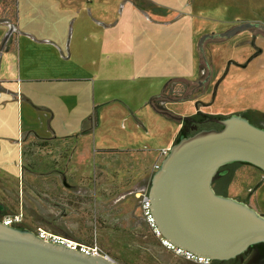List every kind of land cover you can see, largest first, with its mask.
<instances>
[{
  "label": "crops",
  "instance_id": "obj_1",
  "mask_svg": "<svg viewBox=\"0 0 264 264\" xmlns=\"http://www.w3.org/2000/svg\"><path fill=\"white\" fill-rule=\"evenodd\" d=\"M203 7L199 0H0V171H25L28 147L54 148L68 190H109L116 203L126 189L131 204L149 188L161 150L176 143L188 107L212 115L222 86L238 94L241 109L218 115L254 116L264 128V0H227L223 12ZM242 23L252 27L214 41ZM205 36L228 54L213 99L170 96L158 102L167 115L158 112L154 97L200 75Z\"/></svg>",
  "mask_w": 264,
  "mask_h": 264
},
{
  "label": "water",
  "instance_id": "obj_2",
  "mask_svg": "<svg viewBox=\"0 0 264 264\" xmlns=\"http://www.w3.org/2000/svg\"><path fill=\"white\" fill-rule=\"evenodd\" d=\"M251 27L242 23L221 37L230 39ZM213 121L221 128L202 129L170 148L148 193L162 237L198 256L227 261L264 243V215L218 194L214 179L221 167L235 162L264 172V128L241 114ZM0 264L117 263L54 244L30 229L6 226L0 220Z\"/></svg>",
  "mask_w": 264,
  "mask_h": 264
},
{
  "label": "rangeland",
  "instance_id": "obj_3",
  "mask_svg": "<svg viewBox=\"0 0 264 264\" xmlns=\"http://www.w3.org/2000/svg\"><path fill=\"white\" fill-rule=\"evenodd\" d=\"M226 1L199 0L204 4L203 8H206V4L212 7L209 12L227 10L223 8ZM7 12L14 14V8ZM224 40L219 35L214 37L216 42ZM211 43L210 38L206 37L198 44V78L173 85L172 93H168V96L198 99L209 94L210 100L213 99L225 71L222 65L228 54L224 56L222 50L214 51ZM228 88V84L224 88L222 86L214 104L208 107L212 115L241 109L238 94H233L234 90ZM187 110V115L195 113V104H191ZM252 121L261 127V120L253 116ZM54 150L51 153L47 148L39 150L28 147L25 171L18 174L0 171V204L7 211L6 216L22 213V228L35 230L41 227L88 245L97 243L117 264H196L177 258L159 246L158 237L143 217L140 201L127 203L129 190L121 189L116 203L110 202L109 190L97 191L96 195L87 187L68 190L64 183L66 173L54 167ZM235 163L225 179L213 184L214 189L264 215V172L249 164Z\"/></svg>",
  "mask_w": 264,
  "mask_h": 264
},
{
  "label": "built area",
  "instance_id": "obj_4",
  "mask_svg": "<svg viewBox=\"0 0 264 264\" xmlns=\"http://www.w3.org/2000/svg\"><path fill=\"white\" fill-rule=\"evenodd\" d=\"M170 151V148H166L161 150L160 156L161 161L155 165V171L160 168V165L164 158L168 155ZM139 201L141 203L142 213L143 217L147 223V225L154 231V233L160 238L162 246L169 252L173 253L174 255L178 257H182L186 260L192 261L196 264H211L212 260L207 257L198 256L191 251H187L181 247L176 246L174 243L170 242L166 238L162 237L157 226L155 223V217L151 211V200L149 197L148 190L140 193L139 195ZM23 214L17 213L14 215L5 216L2 219V222L6 226L11 227H19L22 228V222H23ZM38 235L41 239H44L46 241L52 242L54 244L63 245L66 247H69L73 250H78L86 255H101L107 258L108 260H112L115 262L114 259H112L111 256H109L107 253H105L100 246L97 243H93L91 245L84 244L81 242H78L73 239H69L66 237H63L61 235L55 234L51 231H47L41 227L32 230Z\"/></svg>",
  "mask_w": 264,
  "mask_h": 264
},
{
  "label": "trees",
  "instance_id": "obj_5",
  "mask_svg": "<svg viewBox=\"0 0 264 264\" xmlns=\"http://www.w3.org/2000/svg\"><path fill=\"white\" fill-rule=\"evenodd\" d=\"M169 86V84H168ZM167 90V89H166ZM170 96H168L167 94H162L161 96L159 97H154L152 100H151V104L152 106H154V108L160 112V113H163L164 115H167L166 111H164V109L162 107H160L158 105V102L162 101V100H166L167 98H169ZM181 101H187V100H191V97H184V98H179ZM226 116H221V115H211V114H206V113H203L201 111H197L196 113L192 114V115H189V116H186L183 121H182V129H181V132H180V135L177 139L176 142H179L180 139L182 137H188V136H191L195 133H197L198 131L202 130V129H210V128H218L220 129L221 127L220 126H216V124H214V121L213 119L214 118H219V119H223L225 118ZM215 125V127H213ZM250 165V164H249ZM255 167V166H254ZM257 168V167H256ZM259 169V168H258ZM7 211L4 209V210H1L0 209V220L2 221V219L7 215ZM155 234V233H154ZM156 235V234H155ZM157 236V235H156ZM158 237V236H157ZM158 241H159V246L164 249L165 251H167L161 244V241H160V238L158 237ZM264 255V243H261V244H258V245H255L253 247H251L247 252H245L244 254H248L251 250L253 249H256ZM169 252V251H167ZM171 253V252H169ZM173 254V253H172ZM242 254V255H244ZM174 255V254H173ZM241 255V256H242ZM176 256V255H174ZM178 257V256H176ZM182 258V257H180ZM184 259V258H183Z\"/></svg>",
  "mask_w": 264,
  "mask_h": 264
},
{
  "label": "flooded vegetation",
  "instance_id": "obj_6",
  "mask_svg": "<svg viewBox=\"0 0 264 264\" xmlns=\"http://www.w3.org/2000/svg\"><path fill=\"white\" fill-rule=\"evenodd\" d=\"M241 115L248 118L250 120V122H252V119H250L248 116L243 115V114H241ZM214 124H216V126L218 125L215 122H214ZM218 126H220V125H218ZM213 127H215V125ZM235 164H237V163H231V164H227V165L221 167L219 169L218 174L216 175V177L214 179V183L219 179L220 180L225 179L228 176V174L230 173L231 166H234ZM221 195H224V194H221ZM1 210H4V208ZM225 262H232L230 264H264V255L261 254L256 248V249L251 250L246 255L245 254L242 256L240 255V256H238L234 259H231V260H227V261H213L212 260L211 264H224Z\"/></svg>",
  "mask_w": 264,
  "mask_h": 264
}]
</instances>
